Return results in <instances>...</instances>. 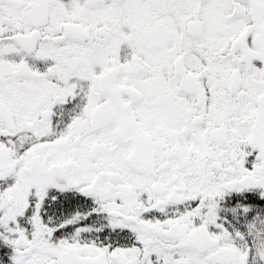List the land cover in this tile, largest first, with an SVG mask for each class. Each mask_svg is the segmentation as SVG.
Returning <instances> with one entry per match:
<instances>
[{"label":"snow or ice","instance_id":"1","mask_svg":"<svg viewBox=\"0 0 264 264\" xmlns=\"http://www.w3.org/2000/svg\"><path fill=\"white\" fill-rule=\"evenodd\" d=\"M0 264H264V0H0Z\"/></svg>","mask_w":264,"mask_h":264}]
</instances>
